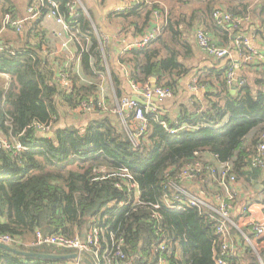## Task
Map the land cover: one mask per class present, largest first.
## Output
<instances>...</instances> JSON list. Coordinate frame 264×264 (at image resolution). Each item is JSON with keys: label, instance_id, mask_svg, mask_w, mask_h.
<instances>
[{"label": "trees", "instance_id": "16d2710c", "mask_svg": "<svg viewBox=\"0 0 264 264\" xmlns=\"http://www.w3.org/2000/svg\"><path fill=\"white\" fill-rule=\"evenodd\" d=\"M78 1L29 0V7L37 6V17L22 39L11 27L17 20L12 2L0 0V75L8 76L0 83V140L24 148L18 152L0 145V233L30 241L37 231L74 238L97 228L100 248L86 254L94 264H156L162 255L169 264H214L222 247L219 217L208 208L176 211L165 198L176 194L168 183L196 162L216 168L230 163L238 182L257 181L264 187V166L252 165L264 135V52H258L263 59L248 61L243 56L250 55L249 49L241 44L264 32V0H137L111 16L122 21L121 34L128 31L130 42L142 41L161 24L153 41L124 51L118 59L132 83L151 87L155 77L156 87L172 91L175 98L181 82L194 74L204 90L201 99H176L173 107L157 103L146 115L148 129L136 146L128 139L122 116L114 112L117 102L131 93L110 66L112 49L101 39L93 15ZM52 3L70 29L66 37L74 55L67 65L64 55L43 50L48 39L41 26ZM219 6L239 23L219 25L213 17ZM198 30L229 52L227 44L234 40L239 64L229 61L199 70ZM235 67L237 84L232 85L228 74ZM61 71L73 82L69 93L58 80ZM99 94L105 98L106 112L79 111L83 102L98 101ZM40 124L51 125L53 137L39 134ZM102 169L107 170L106 179L101 178ZM124 170L137 189L117 176ZM197 180L215 202L211 174L204 170ZM240 211L233 217L235 223L242 217ZM13 247L46 255L72 253ZM119 247L125 260L116 256ZM234 258L241 264H264V247L261 241L255 250L242 246L229 257L236 263ZM0 264L78 263L0 249Z\"/></svg>", "mask_w": 264, "mask_h": 264}, {"label": "built area", "instance_id": "2783aa9c", "mask_svg": "<svg viewBox=\"0 0 264 264\" xmlns=\"http://www.w3.org/2000/svg\"><path fill=\"white\" fill-rule=\"evenodd\" d=\"M129 5L133 4L137 0H127ZM79 2V1H78ZM130 7V6H129ZM37 6L30 7L28 10L29 19L34 21L37 17L36 12ZM53 10L48 14L47 18L56 19L57 23L62 25L65 29L66 35L70 32L69 26L65 22L64 18L58 15L56 3H52ZM127 9V8H126ZM71 13H74L75 5L70 8ZM125 9L120 10L124 12ZM214 19L219 25H226L232 22L239 23V20H233L231 15L222 10L221 8L217 9L213 14ZM11 27L15 29L18 33L24 32V22L15 20L11 22ZM159 29L151 28L148 33L143 37L142 41L135 43L131 47L125 49V51L130 50L134 47H141L147 45L153 41ZM196 40L199 48L202 52L216 58L224 59L230 52L224 48L218 47L212 38L206 34L203 30H198L196 32ZM71 39L65 38V41L60 45V48L57 55H64L66 59L71 61L73 55L71 52ZM242 46L249 49L250 55L243 57L251 61L254 57L262 59V56L258 53L256 48L249 43V40L241 43ZM238 67L232 68L228 74V83L237 84L236 73ZM58 80L62 85V89L65 93H69L73 90V82L64 72H59L57 74ZM132 89L135 93V97L146 99L147 103H151L152 99L156 97L158 103H164L165 101L172 99L173 93L168 89L155 88L152 86L142 87L138 84L132 83ZM199 86L196 78H193L190 83V91L197 93L199 91ZM134 97V98H135ZM134 98L123 97L120 101L117 102V108L114 112L119 113L122 116L123 124L128 136V139L131 143L136 146L139 143V140L146 133L148 129V120L147 113L150 112L148 106H141ZM100 110L101 112H106L108 110L105 98L102 94H99L98 101L91 100L90 102H83L79 107L80 112L84 113H94L95 111ZM155 110V109H154ZM52 126L51 125H36V130L39 134L49 136ZM1 147L6 150H15L21 151L24 148L20 145H11L5 140H0ZM252 165L254 167H263L264 166V135L262 137V142L258 148V154L253 158ZM204 170H207L208 173L213 177V184L217 188V194L213 197L215 202L207 203L204 200L200 199L197 196H194L189 192L184 185L188 183H194L196 179L200 176ZM102 179L107 178V170L102 169ZM117 176L127 179L126 181L130 184L132 189H137L135 184L132 182V177L127 173L126 170L122 171ZM118 187H121L120 184H117ZM169 187H172L176 190V194L172 198L166 196L165 201L173 207L176 211H184L186 206L190 207H199V208H208L211 213L219 217V224L217 228V233L222 240L221 255L215 259L214 264H241L239 262H231L229 257H233L235 254V242L236 236L232 233L230 226L240 230L239 222L235 223L233 217L236 212V202L240 198V185L237 180L234 168L230 163H222L219 167H206L202 162H196L193 164L186 165L181 173L171 182L168 183ZM138 195V194H137ZM248 205L245 203L241 207L242 218H247L249 209ZM158 208V207H157ZM244 221V220H242ZM241 221V222H242ZM248 226L251 228V232L254 235L253 239H248L250 246L255 250V243L263 240L264 242V222L251 221L248 223ZM100 230L97 228H92L87 234H84L83 237H74L66 238L60 235H46L41 231H37L34 238L30 241H21L18 238L11 237L9 235H4L0 233V243L6 244L11 247L15 245L22 246L27 249H36V248H51L56 250L71 251L72 253L77 254H92L97 253L100 248ZM245 236V235H244ZM253 242V244H252ZM123 241H120L122 245ZM164 247H161L162 251ZM116 256L125 260V255L120 250L116 252ZM126 264H131L127 262ZM156 264H169L165 257L162 255L158 259Z\"/></svg>", "mask_w": 264, "mask_h": 264}, {"label": "crops", "instance_id": "0c3cea01", "mask_svg": "<svg viewBox=\"0 0 264 264\" xmlns=\"http://www.w3.org/2000/svg\"><path fill=\"white\" fill-rule=\"evenodd\" d=\"M14 6L15 12L17 14V20L24 22V32L18 33L21 35L22 39L25 37V32L27 31L26 27H28L29 22L31 20L29 19V0H10ZM257 3L254 0V4ZM80 6L86 11L90 12L94 19L96 24L99 26L100 32H101V39L103 40L106 47L111 48V53L109 54V60H110V66L113 68L116 72L120 74L122 78H124V81H126L125 90H128L131 94L129 96L124 97H135V93L132 89V82L130 81L128 74L121 69L120 63L118 61L119 57L123 54L125 49L128 47H131L137 42H130L127 35L129 32L124 31L121 34V28H122V21L120 19L111 18V16L115 17L118 13H120L122 9L129 8V2L127 0H79ZM219 8H222L219 6ZM26 25V26H25ZM161 24L157 25V28ZM42 29L45 32L46 38L48 39L47 46L43 47L44 52L51 51L54 53H57L60 45L65 41L66 33L65 29L62 25L58 24L56 19H50L46 18L43 21ZM14 37L17 34H13ZM235 38V37H234ZM219 43L221 44H227L225 40L222 38H215ZM249 43L253 46V48H256L258 52H264V32L255 37H248ZM14 41H16L14 39ZM17 45H20L23 47V42L16 41ZM227 45H230V54L229 56L224 60H211L207 54H204L202 50H198V66L199 70H206L207 68L212 67H220L219 65H226L229 61H232L234 64H239V55L238 50L234 46V40L231 43H228ZM12 46H14V42H12ZM72 55L73 49L71 48ZM45 57V53H43V58ZM263 59V56H262ZM70 61L68 59H65V63H69ZM194 74H192L190 77L184 79L181 82L180 89L177 92V96L175 98L169 99L165 101V105L169 107H173L174 102H176V99H179V102H182L186 100L188 97L192 95L198 96V98L201 97L204 90L199 89L197 93H193L190 91V83L193 79ZM8 80V76L6 75H0V83H5ZM103 95V94H102ZM177 97V98H176ZM136 98V97H135ZM201 99V98H200ZM174 111V110H173ZM91 115V114H90ZM240 185V198L237 201L236 204V212L235 217L238 218V211H240L241 207L246 203L249 207V213L247 218L240 217L239 224L241 225V228L239 230L240 235L235 234L236 236V242H235V253L236 251H240V248L250 246L248 239H253L254 235L251 232V228L248 226V223L251 221H258V222H264V192H263V185L261 182H246L244 180L239 181ZM212 184L210 183V189ZM184 187L191 192L194 196L199 197L200 199L204 200L207 203H213L212 197L211 200L209 199V195L211 192H207V189H203L200 185V182L197 180L194 183H188L185 184ZM193 188V189H192ZM244 220V221H242ZM242 221V222H241ZM247 230L248 234L244 231ZM245 235V236H244ZM84 235H82L83 237ZM261 241V246L264 247L263 240ZM258 243H255V249L258 247ZM253 244V242H252ZM254 245V244H253ZM236 262H239L236 258H234Z\"/></svg>", "mask_w": 264, "mask_h": 264}, {"label": "water", "instance_id": "95a60500", "mask_svg": "<svg viewBox=\"0 0 264 264\" xmlns=\"http://www.w3.org/2000/svg\"><path fill=\"white\" fill-rule=\"evenodd\" d=\"M156 81L157 79L154 77L151 80V84H152V88L155 89L156 88ZM232 93H235V89H232ZM141 106H148L150 111H153L156 108V104L158 103V99L156 97H154L151 101V103H147L146 99L144 98H134ZM53 133H50L48 137H53ZM47 137V136H46ZM0 249L18 254V255H22L24 257H28V258H35V259H39V260H73L78 264H94V262L92 260H90L87 255L85 254H77V253H71L69 255H46V254H38V253H32V252H24V251H19L17 249H15L14 247H11L9 245L6 244H1L0 243Z\"/></svg>", "mask_w": 264, "mask_h": 264}, {"label": "rangeland", "instance_id": "374dc122", "mask_svg": "<svg viewBox=\"0 0 264 264\" xmlns=\"http://www.w3.org/2000/svg\"><path fill=\"white\" fill-rule=\"evenodd\" d=\"M65 119H66V120H69V117H68V119H67V117H66ZM192 189H193V188H192ZM238 200H239V199H238ZM238 200H237V201H238ZM236 203H237V202H236ZM240 227H241V225H240Z\"/></svg>", "mask_w": 264, "mask_h": 264}]
</instances>
